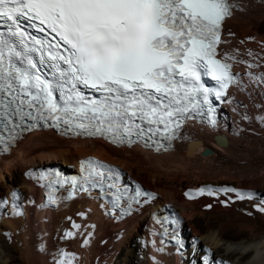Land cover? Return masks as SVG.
Wrapping results in <instances>:
<instances>
[{"label": "snow or ice", "instance_id": "obj_1", "mask_svg": "<svg viewBox=\"0 0 264 264\" xmlns=\"http://www.w3.org/2000/svg\"><path fill=\"white\" fill-rule=\"evenodd\" d=\"M234 7L229 0H0V23L7 27L0 31V130L11 137L27 120L40 118L56 127L62 123L77 135L128 145L148 133L155 136L162 126L170 141L185 114L210 103L209 90L199 83L201 69L210 68L223 90L236 80L231 65L215 59L222 22ZM22 18L34 22L32 27L42 26L41 32L50 30L59 41L46 49L43 41H29ZM38 50L39 63L45 62V50L55 61L56 78L39 74L30 55ZM80 85L100 98L84 96ZM60 89L66 90L63 107L54 95ZM88 175L104 174L93 169ZM205 191L236 190L201 188L198 194ZM237 195L254 198L252 193Z\"/></svg>", "mask_w": 264, "mask_h": 264}, {"label": "bare ground", "instance_id": "obj_2", "mask_svg": "<svg viewBox=\"0 0 264 264\" xmlns=\"http://www.w3.org/2000/svg\"><path fill=\"white\" fill-rule=\"evenodd\" d=\"M229 2L236 7L232 10L233 15L223 23L218 46V55L223 58L228 57L223 48L227 25L242 15L240 6L233 0ZM247 11L243 14L245 17L249 16ZM254 30L248 25L238 28L234 37L236 41L232 42L234 46H245L251 55L264 50V37ZM229 60L234 64L236 80L221 111L232 102V93L240 88L239 64L234 58ZM225 126L221 119L217 126L187 123L181 129L175 147L161 154L138 147L114 148L100 139L63 138L51 131L27 135L0 159V198H8L12 187L22 190L19 199L13 205H7L0 214V264H12L15 252L20 254L25 264H264V234L259 235L249 227L246 236L241 237L239 232H234L227 239L224 236L226 226L201 233L192 221H187V228L193 234L190 235L187 229L191 243L187 247V259L181 263L175 258L172 248L162 246L157 240L156 217L148 214L155 212V215L163 216L167 212L166 207L178 208V214L185 224L184 218L188 220L196 214L206 218L213 211L232 209L233 202L240 199L237 193L259 194L257 191L262 190L264 177L244 182L239 179L242 177L231 175L229 179L235 177L241 180L233 188L219 184L217 177L220 174H217L215 185H203V180L209 176L206 173L207 165L218 160L220 162L236 150ZM223 141L226 142L225 146L221 145ZM209 150L211 152L207 153ZM90 155L120 166L123 169L122 179L141 182L144 187L155 190L157 198L140 212L118 223L106 216L102 203L85 200L65 186L57 197L59 204L55 210H39L40 179L36 171L41 173L45 166L57 163L68 175L76 171L81 161ZM45 158L58 161L43 162ZM27 169L30 172L25 174ZM163 179L169 183H164ZM259 186L262 187L259 189ZM201 188H231L236 191H214L211 195L205 191L199 195ZM4 189L6 192H2ZM231 194L236 195L228 199ZM146 214V219H149L147 224L144 223Z\"/></svg>", "mask_w": 264, "mask_h": 264}, {"label": "rangeland", "instance_id": "obj_3", "mask_svg": "<svg viewBox=\"0 0 264 264\" xmlns=\"http://www.w3.org/2000/svg\"><path fill=\"white\" fill-rule=\"evenodd\" d=\"M233 1L240 6L242 15H239L236 20H232L227 25L223 48L227 56L234 58L239 64L240 88L237 92L232 93L230 97L232 102L221 112L220 119L223 123L225 122L226 132L228 131L231 143L236 147V150L234 149L235 151H232L233 153L230 155L227 154L220 162L218 160L219 163L217 161L209 163L207 165L208 171H206L207 176L209 173L208 179H204L202 183L203 185H215L213 184L216 182L214 179L220 174L217 177L219 184L223 186L231 185L235 188L241 180L249 182L264 177V79H262L264 78V50H259L258 54L251 55L245 46L238 47L232 43L236 41L234 39L237 36L236 30L247 25L264 37V0ZM245 11L249 12L248 17L243 15ZM253 41L254 39L251 40V42ZM248 45L250 46V43ZM237 148L240 149L237 150ZM223 159H225V163ZM42 161L50 163L58 160L45 158ZM29 172L30 170H25V174ZM199 173H204V171H199ZM231 175L242 178H239L241 180L235 177L229 179L228 177ZM219 177L220 179H218ZM127 178L132 177L127 176ZM163 182L169 183L165 179H163ZM261 187L259 186V189ZM261 189V191H257L258 195H254V199L235 200L232 209L213 211L206 218H201L200 214L194 215L190 218L191 220L184 218L185 227L188 226L187 221H192L201 233H206V231L216 229V227L226 226L224 236L227 239L238 232L242 235L241 237L246 236V229L249 227L256 230L259 235L264 234V211L262 210L264 209V186ZM2 192H6V190L4 189ZM189 192L194 193L193 191ZM235 195L231 194L227 198H234ZM236 196L238 197V195ZM218 200H221V198H218ZM32 205L33 203H31ZM178 212L180 211L178 210ZM146 218H148V215L145 216V224L149 223V219ZM230 220L232 224L229 222ZM188 230L190 235L193 234L192 230ZM12 264L25 263L20 254L15 252Z\"/></svg>", "mask_w": 264, "mask_h": 264}, {"label": "water", "instance_id": "obj_4", "mask_svg": "<svg viewBox=\"0 0 264 264\" xmlns=\"http://www.w3.org/2000/svg\"><path fill=\"white\" fill-rule=\"evenodd\" d=\"M221 145H223V146H225L226 145V142L225 141H223L222 143H221ZM211 151L209 150V152L207 151V153H210ZM204 154V153H203Z\"/></svg>", "mask_w": 264, "mask_h": 264}]
</instances>
